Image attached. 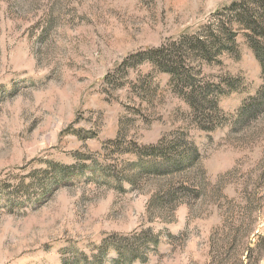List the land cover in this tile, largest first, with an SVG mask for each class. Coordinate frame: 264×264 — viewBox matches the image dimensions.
I'll use <instances>...</instances> for the list:
<instances>
[{
    "label": "rangeland",
    "instance_id": "1",
    "mask_svg": "<svg viewBox=\"0 0 264 264\" xmlns=\"http://www.w3.org/2000/svg\"><path fill=\"white\" fill-rule=\"evenodd\" d=\"M263 17L0 0V264H264Z\"/></svg>",
    "mask_w": 264,
    "mask_h": 264
},
{
    "label": "trees",
    "instance_id": "2",
    "mask_svg": "<svg viewBox=\"0 0 264 264\" xmlns=\"http://www.w3.org/2000/svg\"><path fill=\"white\" fill-rule=\"evenodd\" d=\"M261 27H264V22L261 24ZM261 30H263V29H261ZM262 32H264V31H262ZM259 48L260 47H258V46L257 47L253 46L255 56L257 57L260 65H261L262 75L264 77V51L259 49ZM250 103L247 106H244L243 110H241V111L242 112L245 111L247 115H254L258 111H259V113L264 111V89L261 92H259L257 97H255ZM250 108H254V109L251 110Z\"/></svg>",
    "mask_w": 264,
    "mask_h": 264
}]
</instances>
